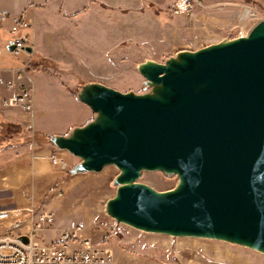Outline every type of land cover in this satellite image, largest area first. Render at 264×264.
<instances>
[{"label": "rangeland", "instance_id": "rangeland-1", "mask_svg": "<svg viewBox=\"0 0 264 264\" xmlns=\"http://www.w3.org/2000/svg\"><path fill=\"white\" fill-rule=\"evenodd\" d=\"M29 1L21 12L33 21L28 30L33 52L27 59L24 51L20 58L25 59H19L4 44L0 56L27 65L35 110L39 111V102L46 114L35 117L36 111H20L9 119L0 113V168L6 165V154L31 150L34 143L48 145L66 158L67 168H56L57 183L36 207L55 212L52 229L81 225L94 242L113 252L115 264H264V252L244 244L153 232L119 221L110 212V202L123 184L122 170L108 164L98 171L73 172L83 158L52 139L69 136L75 127L96 117L91 106L79 99L84 86L97 83L121 92L154 94L155 86L139 69L141 63L166 64L183 51L248 35L264 20V0H199L190 16L171 13L175 0ZM247 8L251 12L243 16ZM85 110L88 121L81 123ZM135 182L164 193L176 189L180 178L162 170H142ZM7 198L9 194L0 191V206L9 209L12 206L3 203ZM12 226L0 223V234ZM52 229L37 230L35 235L49 243L56 238Z\"/></svg>", "mask_w": 264, "mask_h": 264}, {"label": "water", "instance_id": "water-1", "mask_svg": "<svg viewBox=\"0 0 264 264\" xmlns=\"http://www.w3.org/2000/svg\"><path fill=\"white\" fill-rule=\"evenodd\" d=\"M139 69L154 94L97 83L78 94L96 117L69 136L52 137L83 158L72 171L108 164L122 170L110 202L119 221L264 252V20L246 36ZM142 170L177 174L180 183L157 192L135 182Z\"/></svg>", "mask_w": 264, "mask_h": 264}, {"label": "built area", "instance_id": "built-area-1", "mask_svg": "<svg viewBox=\"0 0 264 264\" xmlns=\"http://www.w3.org/2000/svg\"><path fill=\"white\" fill-rule=\"evenodd\" d=\"M199 3V0H175L171 13L175 16L193 15ZM250 12L251 9L247 8L243 16H248ZM0 22L9 23V29L14 34L11 43L14 45L15 53L25 51L26 46H33L28 33L33 21L25 13L4 10L0 13ZM26 68L27 66L21 73L25 72ZM21 73H18V78L21 77ZM0 83H7L12 90V94L4 100L6 107L18 108L24 112L34 111L35 94L32 86L24 83L16 86L12 81L6 82L1 72ZM50 159L55 167L67 168L68 162L60 154L53 153ZM24 211L31 218L30 231L0 235V264H115L113 252L94 242L79 224L62 228L60 236L49 243L38 240L35 232L43 229L45 225L51 228L55 223L53 210H39L33 206L25 210L0 209V223L15 220L18 226L22 222ZM22 235L28 236L27 242L20 239Z\"/></svg>", "mask_w": 264, "mask_h": 264}, {"label": "crops", "instance_id": "crops-1", "mask_svg": "<svg viewBox=\"0 0 264 264\" xmlns=\"http://www.w3.org/2000/svg\"><path fill=\"white\" fill-rule=\"evenodd\" d=\"M31 2L29 0H0V13L4 10L13 13H22ZM9 23L1 24L0 22V50L3 49L4 44L9 53H14L15 56L21 57V53H15L11 50V33L9 31ZM6 37V39L4 38ZM24 52V51H23ZM26 52V51H25ZM30 57V53L26 52ZM25 59V58H24ZM26 59V60H27ZM27 65L23 61L9 63L4 56H0V72L6 82H14L16 86L21 83L27 84L29 86L33 85V79L27 74V68L25 72L22 69ZM18 73H21V77L18 78ZM3 90L0 92V113L9 119H14L13 117L19 113H22L18 108H8L4 104V100L12 94V90L8 87L7 83H0ZM39 88H42L39 87ZM36 105V100H35ZM39 106V111L34 112V116L37 117L39 114L45 113V110L40 109V103L37 102ZM3 108V110H1ZM36 108V107H35ZM4 112V113H3ZM19 112V113H17ZM9 113V114H7ZM33 113V112H32ZM28 114V113H27ZM89 112L84 111V115L81 117V123L88 121ZM53 148L48 145H40L39 143H34L32 149L23 150L21 153H8L6 165L0 168V191L7 192L9 194L8 200L3 202L4 204H10L12 207L9 209H23L33 206L37 207L42 203V201L47 198L50 194L51 188L57 183L59 172L52 164L50 159L51 154H53ZM44 202V201H43ZM0 209H6L5 206H0ZM13 226L8 229L7 232L0 235H5L7 233L17 234L19 232L28 233L31 227V218L26 215L24 211V216L22 217V222L17 226L15 222H8ZM49 229L51 228H43ZM55 233V239L60 236V230L52 229Z\"/></svg>", "mask_w": 264, "mask_h": 264}, {"label": "bare ground", "instance_id": "bare-ground-1", "mask_svg": "<svg viewBox=\"0 0 264 264\" xmlns=\"http://www.w3.org/2000/svg\"><path fill=\"white\" fill-rule=\"evenodd\" d=\"M246 13H247V11H246Z\"/></svg>", "mask_w": 264, "mask_h": 264}]
</instances>
